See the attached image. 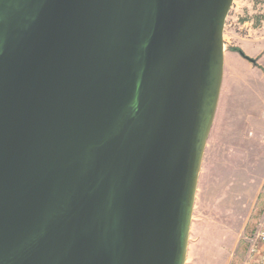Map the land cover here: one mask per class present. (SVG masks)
I'll list each match as a JSON object with an SVG mask.
<instances>
[{
  "label": "water",
  "instance_id": "water-1",
  "mask_svg": "<svg viewBox=\"0 0 264 264\" xmlns=\"http://www.w3.org/2000/svg\"><path fill=\"white\" fill-rule=\"evenodd\" d=\"M234 1L0 0V264H186Z\"/></svg>",
  "mask_w": 264,
  "mask_h": 264
},
{
  "label": "rangeland",
  "instance_id": "rangeland-1",
  "mask_svg": "<svg viewBox=\"0 0 264 264\" xmlns=\"http://www.w3.org/2000/svg\"><path fill=\"white\" fill-rule=\"evenodd\" d=\"M224 43L222 104L200 173L186 264H243L264 211V0L234 1Z\"/></svg>",
  "mask_w": 264,
  "mask_h": 264
},
{
  "label": "built area",
  "instance_id": "built-area-1",
  "mask_svg": "<svg viewBox=\"0 0 264 264\" xmlns=\"http://www.w3.org/2000/svg\"><path fill=\"white\" fill-rule=\"evenodd\" d=\"M249 243V250L243 264H264V211Z\"/></svg>",
  "mask_w": 264,
  "mask_h": 264
},
{
  "label": "crops",
  "instance_id": "crops-1",
  "mask_svg": "<svg viewBox=\"0 0 264 264\" xmlns=\"http://www.w3.org/2000/svg\"><path fill=\"white\" fill-rule=\"evenodd\" d=\"M231 58L232 59H237L239 56H238V54L236 53V52H232L231 54ZM226 58H225V68H226V66H227V54H226V56H225ZM262 59H264V56L262 57ZM225 73V72H224ZM225 79V78H224ZM223 84H224V80H223ZM223 87V86H222ZM221 94H222V91H221ZM221 104H222V95L220 96V101H219V106H218V109H217V113H216V117H215V121H214V125L217 123V119H218V115H219V112H220V109H221ZM214 125H213V127H214ZM212 132H213V128H212V130H211V134H212ZM211 134H210V137H211ZM210 137H209V139H210Z\"/></svg>",
  "mask_w": 264,
  "mask_h": 264
},
{
  "label": "trees",
  "instance_id": "trees-1",
  "mask_svg": "<svg viewBox=\"0 0 264 264\" xmlns=\"http://www.w3.org/2000/svg\"><path fill=\"white\" fill-rule=\"evenodd\" d=\"M234 51L238 52L240 55H242L243 57H245L244 54H243V52L240 49L235 48Z\"/></svg>",
  "mask_w": 264,
  "mask_h": 264
},
{
  "label": "flooded vegetation",
  "instance_id": "flooded-vegetation-1",
  "mask_svg": "<svg viewBox=\"0 0 264 264\" xmlns=\"http://www.w3.org/2000/svg\"><path fill=\"white\" fill-rule=\"evenodd\" d=\"M252 63H256V61L252 62Z\"/></svg>",
  "mask_w": 264,
  "mask_h": 264
}]
</instances>
